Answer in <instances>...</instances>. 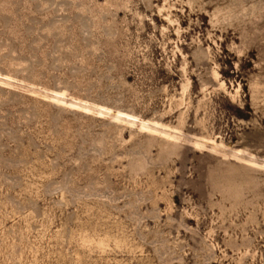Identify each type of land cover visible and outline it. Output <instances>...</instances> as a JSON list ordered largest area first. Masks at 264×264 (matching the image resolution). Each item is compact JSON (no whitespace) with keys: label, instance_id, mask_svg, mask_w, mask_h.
<instances>
[{"label":"rangeland","instance_id":"374dc122","mask_svg":"<svg viewBox=\"0 0 264 264\" xmlns=\"http://www.w3.org/2000/svg\"><path fill=\"white\" fill-rule=\"evenodd\" d=\"M0 264H264V0H0Z\"/></svg>","mask_w":264,"mask_h":264},{"label":"bare ground","instance_id":"6f19581e","mask_svg":"<svg viewBox=\"0 0 264 264\" xmlns=\"http://www.w3.org/2000/svg\"><path fill=\"white\" fill-rule=\"evenodd\" d=\"M55 100V99H54ZM75 107V106H74ZM117 116V115H116ZM115 119H117V118H115ZM119 119V118H118ZM216 151V150H215ZM226 152V151H225ZM221 156H223V155H221ZM226 157V156H225ZM252 158V157H251Z\"/></svg>","mask_w":264,"mask_h":264}]
</instances>
